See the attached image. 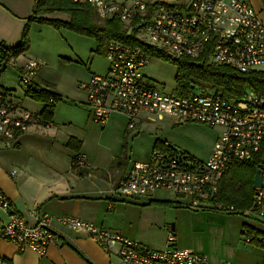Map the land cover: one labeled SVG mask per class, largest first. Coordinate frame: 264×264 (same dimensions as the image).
Returning a JSON list of instances; mask_svg holds the SVG:
<instances>
[{
    "label": "built area",
    "instance_id": "obj_1",
    "mask_svg": "<svg viewBox=\"0 0 264 264\" xmlns=\"http://www.w3.org/2000/svg\"><path fill=\"white\" fill-rule=\"evenodd\" d=\"M91 6L102 20L118 19L128 36L135 34L141 45L165 51L174 58L187 57L200 63L208 53L210 63L227 66L240 74L264 71V23L249 0H71ZM108 71L94 74L80 85L87 95L93 121L105 128L113 115L128 119L134 131L141 115L177 123H196L218 128L221 135L207 161L192 159L180 151L154 150L146 162H136L124 174L115 194L123 199L151 198L157 191H169L187 201L192 211L214 210L240 213L264 225V98L248 90L241 99L222 93L192 88L184 96L154 87L144 74L152 57L140 45L112 41L106 49ZM6 69L18 70L26 97L46 90L39 83L44 63L30 59L19 66L15 57L0 47ZM54 98L47 103L53 107ZM32 112L20 106L16 91L0 86V150L13 149L35 123ZM258 161L263 182L257 188L253 206L238 211L216 202L220 183L239 163ZM79 168L88 166L78 157ZM0 211L6 223L0 225V242L13 244L18 251H33L45 257L59 240L50 215L31 211L32 225L13 212L8 197L0 190ZM68 229L85 233L106 251L117 250L119 264H209L205 255L175 246L174 232L162 249L131 240L76 217L59 218ZM245 243L258 242L264 248V234L242 230ZM0 264H4L0 257ZM232 264V263H226ZM264 264V261H263Z\"/></svg>",
    "mask_w": 264,
    "mask_h": 264
},
{
    "label": "crops",
    "instance_id": "obj_2",
    "mask_svg": "<svg viewBox=\"0 0 264 264\" xmlns=\"http://www.w3.org/2000/svg\"><path fill=\"white\" fill-rule=\"evenodd\" d=\"M249 2L264 23L262 0ZM36 6L37 0H0L1 43L13 48L21 41ZM54 14L42 17L53 19ZM44 27L32 23L29 38L34 29L48 32ZM47 39H42L44 47L49 46ZM30 42V50L15 57L18 65L22 66L30 59L43 62L39 83L47 91L58 95L61 101L53 109L52 122L45 126L40 119L45 105L26 97L20 82L13 86L2 81L3 73L0 75V86L16 91L20 106L36 117L31 129L19 139L15 148L0 150V190L10 200L13 212L30 224L34 225L36 222L31 215L33 210L50 215L53 219L52 227L59 240L50 246L45 257L30 250L20 252L13 244L0 242V257L4 264H119L116 249L108 252L85 233L68 229L57 222L59 218L69 217L93 223L155 249L164 248L170 232H174L175 246L205 255L209 264H263L262 245L258 242L248 244L242 239V230L245 227L264 234V225L258 221L247 219L240 213L192 211L186 206L187 201L169 191H157L149 199L128 200L118 197L115 190L124 174L134 163L148 161L156 150L159 139H155L151 150L144 156L139 155L137 161L128 156L127 165L124 162L116 165V161L123 154L125 140L128 137L129 141L130 135L136 138L144 124H161L167 118L141 115L136 129L131 131L128 130L126 117L113 115L107 126L101 128L93 121L87 95L80 89L82 83L88 82L92 75L98 73L92 70L94 58L88 57L84 60L73 48L69 53L60 56L62 60L57 67L65 63L64 60H68L70 64L85 65L87 69L85 71L71 65L79 71L66 74L75 80L80 90L77 100L70 101L67 98L69 92L64 87L57 86L60 82L47 68L48 64L41 58L42 54L32 52V40ZM96 50L97 47L91 48L92 54ZM107 71L108 67L105 72L99 73L106 74ZM146 77L150 81L147 75ZM174 124L196 125L177 122ZM204 127L221 132L218 128ZM219 136L214 140V145ZM71 140L80 143L79 151L70 147ZM160 141L168 143L173 149L192 159L202 161L186 151L176 149L167 139ZM80 156L86 159L88 166L76 170L73 167L74 160ZM84 169L89 172L81 175ZM164 193H168L173 199L158 197ZM6 221V215L0 211V225Z\"/></svg>",
    "mask_w": 264,
    "mask_h": 264
},
{
    "label": "trees",
    "instance_id": "obj_3",
    "mask_svg": "<svg viewBox=\"0 0 264 264\" xmlns=\"http://www.w3.org/2000/svg\"><path fill=\"white\" fill-rule=\"evenodd\" d=\"M264 4V0H262ZM56 12L67 13L70 16L69 21L59 19H46L43 15L54 14ZM37 23L39 25L52 26L57 30L67 28L68 30L83 36L93 38L97 43L96 53L104 52L110 42L117 41L129 45H140L152 57L158 60L168 62L177 68L175 78L176 91L179 95H187L191 89L211 90L222 93L223 96L230 99H241L248 90L255 92L264 98V71L253 72L249 74H240L227 66H216L210 63L209 54L202 55L200 63L196 64L190 58H174L165 51L141 45L136 39V35L128 36V31L124 24L118 19L102 20L98 17L96 11L91 6H80L74 4L71 0H37V6L34 16L29 19L21 41L15 47H9L0 42L4 53H9L10 57H19L30 50L29 31L30 25ZM7 69L2 66L0 60V75ZM30 99L45 105L40 119L45 126L53 120V109L47 105L51 98L60 102L61 98L47 90L39 94L28 96ZM128 139V137H127ZM125 140L123 154L116 161V165L129 162L128 158V140ZM70 147L79 151L80 143L74 140L69 142ZM155 148L162 151L175 152L168 143L158 140ZM78 157L74 160V169L80 170L76 165ZM261 169L258 161L236 164L232 170L223 177L216 202L234 206L238 211H245L253 206L256 189L254 187V178ZM83 171V172H82ZM81 171V175L88 174L86 169ZM153 204V202H151ZM160 204V203H156Z\"/></svg>",
    "mask_w": 264,
    "mask_h": 264
},
{
    "label": "rangeland",
    "instance_id": "obj_4",
    "mask_svg": "<svg viewBox=\"0 0 264 264\" xmlns=\"http://www.w3.org/2000/svg\"><path fill=\"white\" fill-rule=\"evenodd\" d=\"M52 17L53 19L62 21H69L70 19L69 14L61 12L55 13ZM42 26H45L44 28H46L48 32L33 30L30 38V40H32V52L35 51L42 54L41 58L48 64L47 68L55 74L56 80L60 82L57 83V86H62L69 92L67 93L69 96L67 98H69L70 101L77 100L80 90L77 84H75V80L70 79L69 75L66 74L69 72L74 74V71H79L75 67H71V65L83 68L87 71L86 66L81 64H70V61L64 60L65 63L57 67L58 62L62 60L60 56L64 53H69L71 48H73L74 52L78 53L84 60H87L88 57L94 58L92 70L98 72V75H103L105 73L99 72H105V69L108 67L104 52L101 54H92L91 48L97 47V43L93 38L78 35L67 28L57 30L52 26ZM43 37H46V39L48 38V47L42 45ZM144 74L150 78L151 84L159 90L167 93L176 92L175 78L177 68L174 65L152 58L150 64L144 70ZM3 80L13 86L18 85V70L9 67L2 75V81ZM67 98L65 100H68ZM164 120L165 121L161 122V124H144L136 138H132L130 135L128 141V156L133 158V161H137L138 159L136 158L139 155L144 156V154L148 153L155 139H167L176 149L183 150V152L186 151L202 161H207L209 159L214 148V140L221 135L220 131L211 130L197 124L185 126L176 125L174 124L175 121L169 118ZM136 132L137 131H135V133ZM158 197L173 199L168 193L160 194Z\"/></svg>",
    "mask_w": 264,
    "mask_h": 264
},
{
    "label": "water",
    "instance_id": "obj_5",
    "mask_svg": "<svg viewBox=\"0 0 264 264\" xmlns=\"http://www.w3.org/2000/svg\"><path fill=\"white\" fill-rule=\"evenodd\" d=\"M262 182H263V176H262L261 171L259 170L256 173L255 178H254V187H255V189L261 188Z\"/></svg>",
    "mask_w": 264,
    "mask_h": 264
}]
</instances>
